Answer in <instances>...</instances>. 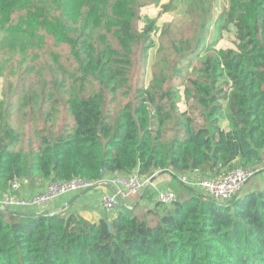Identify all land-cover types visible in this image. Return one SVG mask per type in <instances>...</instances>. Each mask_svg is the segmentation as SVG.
Masks as SVG:
<instances>
[{
    "label": "trees",
    "instance_id": "trees-1",
    "mask_svg": "<svg viewBox=\"0 0 264 264\" xmlns=\"http://www.w3.org/2000/svg\"><path fill=\"white\" fill-rule=\"evenodd\" d=\"M143 5L0 0V77H7L10 63V74L21 79L17 88L10 80L0 99L1 188L17 178L95 181L170 169L213 176L237 160L264 164V0H230L215 20L214 33L232 26L236 42L209 54L190 80L208 110L210 123L203 127L179 111L177 92L163 88L164 78L138 88L116 114L106 112L104 90L86 92L92 79L117 92L128 81L136 48L141 45L143 55L152 48L146 43L153 23L143 30L144 45L135 29ZM162 7L164 13L173 9L171 3ZM209 25V19L202 23V49ZM48 39L69 48L76 63L70 72ZM223 78L227 90L218 85ZM61 106L70 120L63 127L56 124ZM170 123L178 127L172 137ZM186 190L159 214L121 211L95 223L77 213L14 216L0 209V264H264V187L242 190L230 206Z\"/></svg>",
    "mask_w": 264,
    "mask_h": 264
},
{
    "label": "rangeland",
    "instance_id": "rangeland-1",
    "mask_svg": "<svg viewBox=\"0 0 264 264\" xmlns=\"http://www.w3.org/2000/svg\"><path fill=\"white\" fill-rule=\"evenodd\" d=\"M141 1L145 2L146 5L139 8V14L142 19L137 20L135 29L141 38L140 43L143 44V30L148 24L153 23L154 30L151 33V40L146 43L150 44L152 48L147 55H143L142 47L139 44V48H136L135 54L132 56V65L127 69L128 81L122 87H119L117 92L112 91L111 88L106 87L103 82L97 79H92L86 83V92L93 93L94 91L104 90L106 112L116 114L120 106L136 97L138 88H148L155 83L156 78H164L161 79L163 88L177 92L176 96L179 99L176 104L179 111L193 118L196 127L209 125L208 110L199 104L194 97V89L190 80L196 76V70L201 67L209 54H218L219 51L235 47L236 32L232 26L229 29H220L222 31L220 34L214 33L215 20L228 10L230 0H161L160 5H157L152 0ZM169 3L172 4L173 9L164 13L162 5ZM197 17L200 21L196 29L195 21ZM205 19H209L210 25L207 44L202 49L198 43V37ZM48 41L49 50L61 54V63L70 72L76 66V63L71 59L69 48L66 45L53 47L52 40L48 39ZM187 41H189L188 44ZM48 58H50L49 52ZM13 63L18 69L17 59ZM11 68L12 64L9 63L7 77H0V99L2 94L10 89V80H12L16 88L17 85L21 84L18 72L15 75L10 74ZM79 76L80 74H77L76 77H73V80L79 78ZM76 82L81 83L79 79ZM218 85L223 86L226 90L230 87L226 78H223ZM226 103V101H223L221 104L226 106ZM58 117L59 122L56 121V124H60V127H63L67 120L70 121L69 115L63 106L60 107ZM170 125L174 127V131L169 134V137H172L178 127L175 123H170ZM220 125L224 130H229L230 128V124L225 117H221ZM47 126H50V124ZM28 127L29 123L27 122L22 126L21 130H26ZM241 166L255 171L244 188L255 177H259L264 173V164H246L242 160L235 161L229 168ZM198 176L205 178L212 175L201 171ZM181 187L183 191L186 190L183 185ZM148 211L145 207L138 213Z\"/></svg>",
    "mask_w": 264,
    "mask_h": 264
},
{
    "label": "built area",
    "instance_id": "built-area-1",
    "mask_svg": "<svg viewBox=\"0 0 264 264\" xmlns=\"http://www.w3.org/2000/svg\"><path fill=\"white\" fill-rule=\"evenodd\" d=\"M168 171L171 172L178 182L187 188L205 195L223 206H230L233 203L235 197L243 190L255 173L254 170L242 166L225 170L219 174L205 178L198 176L199 173H201L200 169H195L186 173H177L171 169ZM155 175L156 172L151 175H141L138 171H134L124 178L111 180L110 182L115 185V190L111 193H104L101 196L100 203L102 207L106 211L112 212L121 207L124 200L140 194L148 186H156L153 182ZM108 182L109 180L104 177L95 181L83 179L79 176L64 181L50 179L44 192L35 194L28 199H21L16 193L20 191L24 184H28L29 180L28 178H17L13 180L7 188L4 197L0 201V209L8 210L14 206L45 207L64 193L90 189L97 185L108 184ZM156 196L157 202L165 207L174 205L178 199L176 192L171 189L157 188ZM132 208L133 207H129V209Z\"/></svg>",
    "mask_w": 264,
    "mask_h": 264
},
{
    "label": "crops",
    "instance_id": "crops-1",
    "mask_svg": "<svg viewBox=\"0 0 264 264\" xmlns=\"http://www.w3.org/2000/svg\"><path fill=\"white\" fill-rule=\"evenodd\" d=\"M127 174L124 173H112L106 175L104 178L109 180L108 184L97 185L90 189H83L77 191H71L60 195L58 198L49 203L45 207L29 206V207H19L14 206L6 210L8 213L16 215H39V214H54V213H77L86 220L95 223L100 221L102 218H113L117 216L121 211L124 212H135L144 209L146 210H156V213L159 214L163 212L166 208L163 205L157 207L159 204L157 202V188L160 189H171L174 192L176 191L177 196H182L185 191H183L180 182L171 174L170 171H156V175L153 178L154 184L157 186H148L140 194L132 196L131 198L124 200L123 205L112 212L106 211L101 203V196L104 193H111L115 190V185L110 182L116 178H124ZM29 180L28 184H24L20 191L16 194L21 199H28L35 194H39L45 191L46 186L48 185L50 179H36ZM184 186V185H183ZM181 187V190H180ZM185 189L187 188L184 186ZM264 187V173L255 177L246 188H243L241 194L255 191ZM7 188L0 187V201L4 197ZM240 194V195H241ZM129 207H133L129 209ZM118 210V211H117Z\"/></svg>",
    "mask_w": 264,
    "mask_h": 264
}]
</instances>
